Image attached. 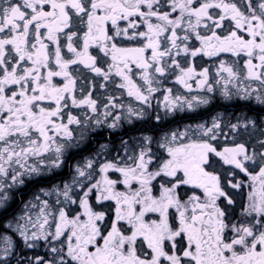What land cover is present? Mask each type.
<instances>
[{
	"label": "snow or ice",
	"instance_id": "1",
	"mask_svg": "<svg viewBox=\"0 0 264 264\" xmlns=\"http://www.w3.org/2000/svg\"><path fill=\"white\" fill-rule=\"evenodd\" d=\"M225 54L234 59H219L214 77L197 69V57ZM169 78L189 93L195 83L228 101L264 105V0H0V193L26 173L60 168L73 126L111 118L115 129L145 118L156 85ZM162 94L168 112L211 102L172 88ZM220 128L214 119L172 133L157 142L166 155L144 137L138 151L98 172L87 159L76 169L88 181L81 195L57 188L67 209L53 213L44 200L35 220L17 225L28 247L51 245V259L36 264H264V120L238 119L233 144L222 149L214 143ZM245 187L247 203L233 219L230 190ZM7 200L0 195V209ZM0 239L10 255L11 237Z\"/></svg>",
	"mask_w": 264,
	"mask_h": 264
},
{
	"label": "flooded vegetation",
	"instance_id": "2",
	"mask_svg": "<svg viewBox=\"0 0 264 264\" xmlns=\"http://www.w3.org/2000/svg\"><path fill=\"white\" fill-rule=\"evenodd\" d=\"M219 59H225L228 62H231V60L234 58L229 57L227 54H225L221 58L197 57L195 63L197 66V62L198 61L201 62L202 65L200 67L197 66V69L199 70L202 67H209V68L212 67L213 62L214 63L218 62ZM156 86L161 88V91L155 93L154 96L151 98L150 101L151 107L146 108V115L145 118L143 119L137 120L133 118L131 123H129L126 120H122L115 129L109 128L107 126L108 123H111V118H109L108 122L102 126L90 125L86 129H76L75 126H73V128L75 129L74 139L70 142L71 146H69L65 151V155L62 158L63 163L61 167L56 169L48 168L49 169L48 173L42 175L43 177L46 178V182H48L45 187H49L55 184L65 185L74 176L79 177L76 169L77 167H83L87 159H94L96 161L95 167L97 172L99 165L105 162H111L115 160L122 163L127 158V155L132 154L133 149H135L136 151L139 150V146L143 143L144 137L152 138L153 143L151 145V148L153 152L157 154L166 155L164 149L160 148L157 143L158 141L162 142L163 133L167 131H171L174 128L182 126L183 124L201 123L206 121L208 117H211L210 115L205 116V113L203 114L197 113L199 112V110L206 108L204 106H201L200 108H196L192 111L193 113L191 115L192 117H194V119L191 122L190 121L184 122L181 125H178L176 123L173 126H170L172 122H168V120L176 118L180 114V111L176 113H172L170 114V116L163 117L164 114H162L158 110L157 105L159 103H162L163 101L162 93L166 87L169 88L174 87L176 95H181V96L184 95L206 96L205 93L206 91L201 92L199 90H196L195 83H193L194 91L192 93H189L181 85L176 84L174 82V78H169L165 80L162 85H156ZM108 93L121 96V93L119 91L113 90L111 86H109ZM104 94L105 93L103 92V90L98 89L97 95L102 96ZM215 96L216 94H212V95L209 94V98L211 102L208 105H210L215 100ZM219 97L222 103H226V102L236 103L238 100H240L237 99L235 96L231 101H226L224 98L221 97V95H219ZM120 102L123 103L125 106H127L129 103L137 104V102L134 99L127 97L126 94L121 96ZM79 111L80 110L78 109H73L74 113H77ZM221 113L223 114L224 112ZM156 115H159L161 119L156 120L155 119ZM169 126L170 128H166ZM217 134H218V140H217L218 143L216 142L214 143H216V145L219 148L222 149L225 146H231L233 144L232 142L233 139L229 141L228 139L227 140L225 139V136L229 134L227 130L226 119L221 122V128ZM122 140L127 142V149L125 148L124 145L121 144ZM110 175H115V174L110 173ZM40 176L41 175L32 177V175L26 173L23 179L24 180L25 178L34 179L37 177L40 179ZM79 179L80 182L77 190H78V195H81L82 192L80 187L81 182L83 181L84 183H88V181L82 177H79ZM93 179H99V175L94 174ZM8 183L12 184V181L9 179ZM230 191L233 192L234 198L236 200V204L233 206L235 208V211L232 214L233 219H235L240 216L242 210L239 207L242 204L241 202L242 198H240L242 194L241 193L239 194L237 190L235 191L230 190ZM9 195L10 193H7L8 198ZM59 207L61 206L59 205ZM65 208L67 209L68 207L65 206ZM1 241L2 240L0 239V245H1ZM32 245H33L32 247H28V245L24 242V240H13L12 248L10 249V255H8V257L3 261L0 260V264H34V262H36L38 258H44L46 260L51 259L53 254L50 251L51 245L48 242L42 239L37 244H32ZM30 249L31 252L35 254L33 256L32 263H30Z\"/></svg>",
	"mask_w": 264,
	"mask_h": 264
},
{
	"label": "rangeland",
	"instance_id": "3",
	"mask_svg": "<svg viewBox=\"0 0 264 264\" xmlns=\"http://www.w3.org/2000/svg\"><path fill=\"white\" fill-rule=\"evenodd\" d=\"M213 61V60H212ZM218 64V62H213V65L212 67H210V78L211 77H214L215 75V69H216V65ZM202 64L200 61L197 62V66L200 67ZM200 70V69H199ZM256 85L254 84L253 87H255ZM169 87H166L165 89H167ZM164 89V90H165ZM173 90V95H176L175 93V88L173 87L172 88ZM206 93V96L209 97V94L210 93ZM212 94H219V91H216L214 93H211L210 95ZM252 101H255V102H258L255 100V98L253 97V99H251ZM251 100H242V101H251ZM228 101V100H226ZM259 103V102H258ZM133 106H137V104H132ZM201 106H204V107H207L208 105H200L199 107L197 108H200ZM158 107V110L164 114L163 117H167V116H170V114L172 113H176V112H185V111H193V110H188L187 108L183 109V110H180V109H177L176 111L174 112H168L165 108H164V102L162 101V103H159L157 105ZM196 109V108H195ZM245 118H251L252 120H255L257 122V124H259L260 122H262V120H264V116H262V118L260 119V121L258 122L255 118L253 117H239L238 119L243 122L245 120ZM216 119V120H219L220 123L222 121H224L226 119V124H227V130L229 132L228 135L225 136V139L228 141L229 140H232L234 139L233 137V133L231 131V128H230V125L231 124H234L233 121H228L225 114L221 113V112H214V116L212 115L210 118H207L206 121L204 122H201V123H187V124H183L182 126H179L177 128H174L172 129L171 131H167L165 133L162 134V142H163V138L164 137H170L172 133H183L185 132V130H188V129H195L198 125H201V124H204L205 126H211L213 120ZM237 119V121H238ZM191 131H189V135H191ZM238 141L242 142V138L239 137L238 138ZM216 143H218V141H216ZM227 167H224V169H226ZM49 171L48 168H42L39 172V174H31L32 177L33 176H39V175H44V174H47ZM246 177L243 176V174L241 173L238 177V179H242L244 182H245V185H247L249 183L248 179H244ZM79 182H80V179L79 177L77 176H74L71 180H69L67 182V184L72 188V195H73V198H76V196L78 195V186H79ZM15 187L16 184L12 185V187ZM63 187L64 185H52V186H49V187H41L39 189H37L36 191H34L31 195H30V199L26 202V204L24 205L23 208H21V210L18 212V214L16 215V217L13 219V221L9 222L10 224V227L15 231V233L21 237L19 235V232L16 231V228H17V225L18 224H23L25 222V219H22V218H27L28 216H31L33 218V220L36 219V217L38 216L39 214V211H40V207L42 206V202L44 200H47L48 203H49V211L53 212V213H56L58 211V208H59V205L60 206H63V207H69L68 204L64 203L63 201V198L62 196L60 197L59 196V200L61 203L57 204V198H58V194H57V188H59L60 190H63ZM11 189L9 188H6L5 189V193H9ZM235 191V190H233ZM238 193L242 194V196L240 198H244L246 196V203H247V192H248V189L247 187H245L243 190H237ZM5 193H1V195L5 194ZM72 208H76L75 205H71ZM50 221H51V217H49ZM54 229V227H53ZM2 237H11L12 241L13 240H16L14 239V237L12 236L11 233H5L2 235ZM21 239L23 240V238L21 237ZM2 240V239H1ZM42 239L40 240H36V241H31L32 244H37L38 242H40ZM6 247V245L4 244L3 240L1 241V245H0V260L3 261L4 259H6L8 256H5L4 254V248ZM37 261V260H36ZM32 263V262H30ZM34 264H36V262H34Z\"/></svg>",
	"mask_w": 264,
	"mask_h": 264
},
{
	"label": "trees",
	"instance_id": "4",
	"mask_svg": "<svg viewBox=\"0 0 264 264\" xmlns=\"http://www.w3.org/2000/svg\"><path fill=\"white\" fill-rule=\"evenodd\" d=\"M216 111L224 112L227 120L233 121L234 124L237 123V119L239 117H253L259 122L262 116H264V105L252 100H238L236 103H222L219 95L216 94L215 100L206 108L199 110L197 113H205V116H212ZM192 113V111L181 112L176 118L169 119L168 122H172L170 126H173L176 123L181 125L184 122H191L194 119L191 115ZM170 126L166 128H170ZM241 138L242 142H244L247 139V136H241ZM235 141L240 142L238 141V138L235 139ZM232 142H234V139ZM47 183L46 178L41 175L40 179L38 177L34 179L25 178V180L23 179L22 184L17 183L15 187L13 186L9 188L11 189L9 191L10 195L7 200V204L5 205L7 210L5 211L0 209V237H2L5 233H11L14 239L22 240L21 237H19L10 227L9 222L13 221L21 208L24 207L26 202L30 199V195L37 189L45 187ZM241 202L242 204L239 207L242 209L245 206L246 197H244ZM34 255L35 254H33L30 249V262H32Z\"/></svg>",
	"mask_w": 264,
	"mask_h": 264
}]
</instances>
